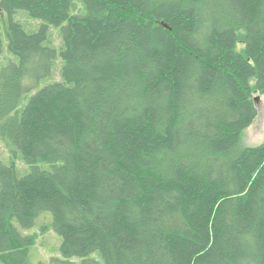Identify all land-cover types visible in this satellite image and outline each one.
I'll return each instance as SVG.
<instances>
[{
  "label": "trees",
  "instance_id": "trees-1",
  "mask_svg": "<svg viewBox=\"0 0 264 264\" xmlns=\"http://www.w3.org/2000/svg\"><path fill=\"white\" fill-rule=\"evenodd\" d=\"M2 57L0 264L35 228L53 264H264V0H0Z\"/></svg>",
  "mask_w": 264,
  "mask_h": 264
},
{
  "label": "rangeland",
  "instance_id": "rangeland-1",
  "mask_svg": "<svg viewBox=\"0 0 264 264\" xmlns=\"http://www.w3.org/2000/svg\"><path fill=\"white\" fill-rule=\"evenodd\" d=\"M15 18L27 28H35L40 22L38 20L28 18L24 13L16 14ZM49 35L50 44L58 48L60 46L59 28L51 26ZM59 60L60 59L56 60L54 75L52 77L53 80L54 78H57L56 74H58V69L61 65ZM3 61L4 57H2L0 65L3 63ZM256 106L258 115L251 126L248 127L242 135L241 141L244 146H257L264 141V102L261 98L256 100ZM9 157V152L7 151L3 143L0 142V158L8 160ZM44 215L46 216L39 218V224H45L51 219L50 214L46 213ZM31 233H35L37 235L36 244L30 252V260L32 264H53L50 261V258L56 253L54 252V248L56 245L58 248L60 238L50 231L45 234H40L37 228L32 230ZM76 261L77 264H80V260L77 259Z\"/></svg>",
  "mask_w": 264,
  "mask_h": 264
}]
</instances>
